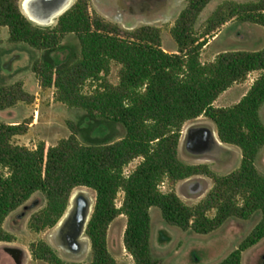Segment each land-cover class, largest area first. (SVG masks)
Wrapping results in <instances>:
<instances>
[{"label": "trees", "instance_id": "16d2710c", "mask_svg": "<svg viewBox=\"0 0 264 264\" xmlns=\"http://www.w3.org/2000/svg\"><path fill=\"white\" fill-rule=\"evenodd\" d=\"M23 0H0V26L9 30V41L43 51L33 64L42 88H55V99L83 109L89 119L84 128L87 143L73 131L46 148L14 142L25 134L26 123H0V242H11L6 218L36 192L46 205L30 218V227L41 232L57 225L79 187L95 191L92 212L85 228L90 240L87 264H117L108 248L112 221L127 217L124 243L135 264H156L151 252L150 209L158 207L166 223L200 234L209 233L230 218L260 220L227 257L217 264H242V252L264 238V173L256 161L264 149V47L259 50H226L208 62L201 51L208 36L233 18L264 27V0L220 4L207 20L206 30H195L200 13L212 0H187L171 29L177 52L162 48L161 30L142 25L125 29L92 14L88 0H75L54 26H41L26 16ZM73 34L79 53L71 51L57 63L51 53L63 48ZM214 36V35H211ZM112 62L120 65L118 83L107 78ZM260 72L249 90L231 106H216L219 96L252 72ZM87 85L89 90H85ZM4 88L0 89V107ZM8 103V106L13 104ZM206 116L216 126L218 139L238 146L240 166L218 175L208 165L182 161L178 148L184 125ZM121 126L124 134L117 135ZM104 126L103 136L92 133ZM139 163L128 174L125 168ZM196 175L212 179L213 188L195 206L185 204L174 187ZM171 190L163 192L162 183ZM122 205L117 206L120 192ZM215 209L214 217L208 211ZM34 260L50 264L64 261L45 241L33 242Z\"/></svg>", "mask_w": 264, "mask_h": 264}, {"label": "rangeland", "instance_id": "374dc122", "mask_svg": "<svg viewBox=\"0 0 264 264\" xmlns=\"http://www.w3.org/2000/svg\"><path fill=\"white\" fill-rule=\"evenodd\" d=\"M225 1L257 0H212L196 21L194 31L198 35L206 30L208 18ZM186 4L187 0H88L92 14L100 15L125 29L142 25L159 27L162 48L168 52L178 50L171 29ZM22 10L26 16H29L23 3ZM57 19L50 24L34 22L41 26H54ZM208 41L201 51L203 62L213 60L218 53L226 50L252 51L263 48L264 27L251 22H240L233 18L211 33ZM62 43L63 48L51 53L57 63L65 61L71 51L79 53L80 50L78 40L73 34L67 35ZM42 56L43 51L32 49L25 44L10 42L8 28L0 26V89H5L1 97L4 107H0V123H26L27 132L15 136L14 142L33 149L40 143H45L48 148L70 136L73 131L78 133L77 136L81 142L87 143L86 131L77 132L76 130V127L79 129L88 125L89 119L86 112L57 101L54 87H41L33 71V64L36 60H41ZM119 69L120 65L112 62L107 76L110 82L118 83ZM259 74L258 71L252 72L245 81L234 84L219 96L215 105L231 106L237 103ZM89 88L90 86L87 85L85 90ZM11 101H14L13 104L8 106V103H12ZM206 129L215 132L216 140L210 133H206ZM106 132L107 128L100 126L92 133V136H103ZM116 134H124L120 125L116 127ZM178 155L185 163L208 165L211 171L218 175L233 172L240 166L242 159L241 149L238 146L220 142L214 122L204 115L184 125ZM139 161L140 158L132 161L125 168V173H130ZM256 166L261 173H264V149L256 161ZM172 188L185 204L195 206L213 188V181L208 176L196 175L179 181ZM76 190L90 192V198L94 202V190L87 187H79ZM161 190L168 192L171 186L164 182ZM123 198L124 193L121 191L117 198L118 207L122 205ZM45 205V195L42 192H36L6 218L4 228L12 234L13 241L0 242V264H50L44 260L33 259L30 245L38 241L49 243L68 263L87 264L91 260L90 240L85 234L70 244L56 234V226L41 232H36L30 227L31 216ZM215 214V209L208 211L210 217H214ZM150 216L151 252L156 264H217L240 246L260 220V215L250 219L230 218L219 228L200 234L191 229L183 230L166 223L158 207L150 209ZM126 224L127 217L120 214L112 221L108 230V248L117 264H135L133 256L124 243ZM241 260L242 264H264V238L243 251Z\"/></svg>", "mask_w": 264, "mask_h": 264}, {"label": "bare ground", "instance_id": "6f19581e", "mask_svg": "<svg viewBox=\"0 0 264 264\" xmlns=\"http://www.w3.org/2000/svg\"><path fill=\"white\" fill-rule=\"evenodd\" d=\"M74 1L75 0H23L22 3L29 15L28 17H30L33 21L41 24H50L54 22L55 19H57L66 10H68L72 6ZM207 133H209V131ZM211 135L216 140L214 132H211ZM86 190H75L72 193V197L66 214L63 216L61 222L56 226V234H58L63 240H66L70 244L74 243L77 238H82L83 235L86 234L84 232L87 217L84 221L80 220L78 223L75 222L77 207L80 206L83 214L85 210V203L87 201L93 203L90 198V192ZM52 234L54 233L52 232Z\"/></svg>", "mask_w": 264, "mask_h": 264}, {"label": "water", "instance_id": "95a60500", "mask_svg": "<svg viewBox=\"0 0 264 264\" xmlns=\"http://www.w3.org/2000/svg\"><path fill=\"white\" fill-rule=\"evenodd\" d=\"M29 19H31L30 17H29ZM32 20V19H31ZM33 21V20H32ZM206 130H208L209 131V133L211 134V132H213V131H211V130H209V129H206ZM214 134H215V132H214ZM220 141V140H219ZM221 142V141H220ZM71 197H72V195H71ZM71 197H70V200H71ZM70 200H69V203H70ZM92 208H93V203H90L89 201H87L86 203H85V210H84V213L82 214V210H81V208H80V206H78L77 207V214H76V216H75V219H76V221L75 222H79L80 220L81 221H84L85 220V218L87 217V220H86V225H87V222H88V220H89V217H90V214H91V211H92ZM68 209V208H67ZM67 211V210H66ZM66 214V212L64 213V215ZM63 215V216H64ZM63 216H62V218H63ZM62 218L59 220V222L57 223V225L61 222V220H62ZM56 225V226H57ZM86 225H85V228H86Z\"/></svg>", "mask_w": 264, "mask_h": 264}, {"label": "crops", "instance_id": "0c3cea01", "mask_svg": "<svg viewBox=\"0 0 264 264\" xmlns=\"http://www.w3.org/2000/svg\"><path fill=\"white\" fill-rule=\"evenodd\" d=\"M14 123V122H13ZM208 132V130H206V133Z\"/></svg>", "mask_w": 264, "mask_h": 264}]
</instances>
